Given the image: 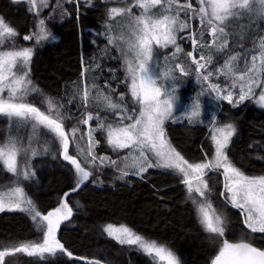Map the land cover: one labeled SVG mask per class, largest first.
I'll use <instances>...</instances> for the list:
<instances>
[{
  "label": "snow or ice",
  "instance_id": "6c2138e0",
  "mask_svg": "<svg viewBox=\"0 0 264 264\" xmlns=\"http://www.w3.org/2000/svg\"><path fill=\"white\" fill-rule=\"evenodd\" d=\"M71 2L79 7L80 0ZM117 2L127 3V0ZM27 3L30 5V11H39L48 6L49 0H27ZM85 3H90V0H85ZM197 4L198 7H194L192 0H132L126 7L109 8L108 20H116V25L106 21L107 44L120 50L127 79L130 80L129 91L139 108H133L132 114H129L123 93L120 94L119 101H115L112 97L114 89L110 86L106 94L94 83L85 84L82 90H77L82 106H102L106 110H112L119 119L114 125L107 123L99 111L95 115L88 111L83 119L67 130L65 120L68 117L63 111L64 104L59 100L44 97L39 101V107L36 103L29 102L28 98L32 93H40L29 77L28 64L33 49H16L14 38L18 33L10 22L0 16V115L6 116L13 128L30 126L33 135L43 128L59 141L64 160L74 166L77 176L71 192L79 190L93 174L88 170V166L96 169L103 166L117 168L119 163L130 161L131 174L137 176H142L154 167L170 169L183 177L182 183L187 188L189 198L196 205L199 222L204 230L222 238L225 235V220L222 213L213 207L212 188L206 179L209 173L222 172L224 191L220 195L227 203L240 210L246 229L252 233L264 234V176L246 175L230 160L227 153L231 138L236 132L235 125L224 123L218 127L214 126L211 135L215 145L214 154L210 159L206 158L197 163H190L185 159L171 145L164 131V122L175 118L174 112L180 99L175 84L169 86L165 82L176 81V70L183 76L190 75L192 71L191 67L186 70L180 63H174L172 66L168 63L169 60L175 61L183 52L177 40L183 39L178 37V34L185 30H188L187 36L193 47L186 56L191 58L192 64L195 65L197 79L207 85L205 91L215 93L217 100H227L235 106L254 96V89L260 88L257 102L264 105V36L254 40L251 48L227 55L222 64L210 68L215 56L231 51L230 43H239L243 48V41L255 30L256 22H264V0H197ZM57 6L63 8L61 0H57ZM133 8L139 9V14L134 13ZM63 14L69 13L64 9ZM117 17H120V20H117ZM193 20L199 21L202 30L198 31L192 27ZM244 20L249 23H239ZM232 21L238 22L236 27L241 31H230L234 29ZM205 30L211 36V40L206 42ZM114 31L117 34L113 35ZM51 36V32L45 27V20L40 19L37 31L25 35L23 39L31 40L35 37L39 42ZM6 40L13 41L10 50H4ZM169 45L174 46L171 57H165L162 70L154 71V46L166 48ZM204 49L208 50L207 54ZM197 50H200L198 59L193 54ZM213 76L223 77L226 81L225 87L211 83L210 78ZM237 86L239 95L234 101L232 89ZM201 95L203 92L192 99L183 113L189 123L201 115ZM71 102L70 100L69 103ZM42 108L44 110H41ZM93 120L96 121L95 128L90 124ZM81 124L88 125L86 134L81 132ZM96 132L107 133L106 143L112 152L117 154V159L96 154V146L100 143L95 138ZM33 135H29L27 147L18 135L10 134L0 142V161L4 167L25 179L34 173L27 168L22 172L18 170V156L28 151L33 155L37 154L36 150L31 148ZM70 143L76 144L77 155L69 154ZM124 149L128 150L126 155L120 156V151ZM205 155L207 157V154ZM77 156L82 157L83 164ZM117 170L120 172V178L129 175L127 164L125 168ZM69 194L66 192L64 196L68 197ZM5 208L27 212L37 232L42 235L37 240L0 241V264H7L6 257L16 254L44 258L46 254L55 256L60 252L73 258V253L57 238L61 222L72 215V208L66 199H63L58 207L43 214L37 210L33 201L25 196L22 187H8L7 191L0 190V211ZM104 231L121 245L135 246L137 251L151 257L153 264H180L177 255L167 245L136 233L126 225L117 227L108 224ZM76 259L86 260L87 264H102L100 260H88L86 257ZM211 264H264V249L243 239L237 242L223 239Z\"/></svg>",
  "mask_w": 264,
  "mask_h": 264
},
{
  "label": "trees",
  "instance_id": "16d2710c",
  "mask_svg": "<svg viewBox=\"0 0 264 264\" xmlns=\"http://www.w3.org/2000/svg\"><path fill=\"white\" fill-rule=\"evenodd\" d=\"M5 1L0 0L2 9L16 25L18 33L14 38L15 48L33 49L29 75L33 84L40 90L41 98L29 102L36 103L39 107V101L44 97L59 100L64 104L63 111L68 117L65 120L66 130L75 126L88 111H92L93 115L99 111L101 117L106 118L107 123H115L119 119L112 110H106L102 106L98 108H94L91 104L82 106L77 90L78 88L82 90L85 84L94 83L106 94L110 86L114 89L112 97L115 101H119L120 94L123 93L129 114H132L133 108H138L129 91L130 83L121 52L114 45L107 44L106 21L110 23L108 9L126 7L129 0L127 3H120L117 0H92L96 4L93 8L97 7L96 9L85 7V0H80L79 7L71 0H61L63 8H56L57 0H49L48 6L41 11V19L45 20V27L52 36L39 42L35 37L31 40L23 39L25 35L37 31V18L34 12L26 8L23 10L21 7L7 6ZM192 3L194 7H198L197 0H192ZM64 9L69 14H63ZM52 13L56 14L54 18L48 16ZM191 23L194 29L202 30L198 20H193ZM187 32L188 30H185L178 34V37H183L177 40L183 52L175 61L169 60L168 63L170 66L180 63L186 70L191 67V74L187 76L181 75L179 70H176L177 79L172 82L175 85L185 84L187 87H195L199 93L203 91L202 86L205 83L194 76L195 65L192 64L191 58L186 56L187 52L193 50ZM261 35H264V25L255 27V30L243 41V48L239 43L235 45L230 43L231 51L215 56L210 68L222 64L227 55L251 48L253 41L258 40ZM210 37L205 30L204 42ZM12 45L13 41L6 40L4 48L11 49ZM203 51L205 54L208 53L207 49ZM171 54L167 56L171 57ZM193 54L198 59L200 50ZM221 78L213 76L210 80L223 83ZM94 94L95 89H93ZM224 116L236 128L227 150L230 159L247 174L264 175V159H262L264 158V106L257 103L256 94L235 106L222 100L218 119L221 120ZM208 123L206 120L195 123L192 127L188 126V123H169L168 137L179 148H182L184 140L190 139L196 156L203 158L205 153L211 152V147L207 145ZM90 124L95 128L96 121H90ZM7 127V120L0 115V136L5 133ZM79 127L81 132L87 133L88 125L81 124ZM189 128L195 132L194 135L184 134ZM94 135L100 140L96 146L97 154L102 149L104 135L101 132H96ZM55 150L54 175L51 178V173L47 175L43 181L44 185L40 188L31 181L36 194L31 189H26L37 210L43 214L58 207L63 199L67 200L69 207L72 208V215L61 222L57 238L73 253V258L60 252L55 256L46 254L44 258L16 254L6 257L7 264H87L86 260L76 257L100 260L102 264H153L151 257L137 251L135 246L121 245L104 231L107 224L121 223L129 226L136 233L167 245L177 255L180 264H211L223 239H228L230 242L243 239L264 249V234L252 233L246 229L239 210L226 204L219 195L213 207L224 217L225 235L221 238L206 232L199 222L195 204L189 198L184 184L178 174L171 170L155 167L148 169L142 176L129 172V175L120 178L117 169L124 168L121 163L117 168L103 166L96 169L88 166V170L93 174L79 190L71 192L77 180L75 168L69 161L64 160L60 145L56 146ZM69 154L77 155L75 143H70ZM77 158L83 164L82 157L77 156ZM216 177L217 192H219V175L217 174ZM11 183H13V175L0 161V185ZM66 192L70 193L68 197L64 196ZM41 235L27 212L15 209L0 211V241L37 240Z\"/></svg>",
  "mask_w": 264,
  "mask_h": 264
},
{
  "label": "rangeland",
  "instance_id": "374dc122",
  "mask_svg": "<svg viewBox=\"0 0 264 264\" xmlns=\"http://www.w3.org/2000/svg\"><path fill=\"white\" fill-rule=\"evenodd\" d=\"M5 3L7 4V6H12V7H17V8L21 7L23 10H25V8L26 9L30 8V5L27 3V0H6ZM131 3H132V0H129L128 4H131ZM95 5L96 4L92 0H90V3H85V7H88V8H93ZM57 7H59V6H56V8ZM96 8H93V9H96ZM43 9H39V11H33L35 14V17L37 18V25H38V21L42 18L41 11ZM133 12L136 14H139L140 10L137 8H133ZM0 16H3L6 22H10L11 26H13L14 28L16 27V25H14L13 22L10 20V17L8 16L7 12L2 9L1 4H0ZM48 16L50 18H54V16H56V14L52 13V14H48ZM117 20H120V17H117ZM110 23L115 26L116 20L110 21ZM231 23L234 25V29H230V31H232V30H235L237 32L241 31V29L239 27H236L238 22L232 21ZM239 23L247 24V23H249V21L244 20V21L239 22ZM261 25H264V22H261L258 20L256 22L255 27H258ZM115 34H117V33L114 31L113 35H115ZM261 36H264V35H261ZM209 40H211V37L208 39V41ZM177 43L179 44L178 41H177ZM4 50H10V49L4 48ZM173 51H174V46H172V45H169L166 48L154 46L153 70L154 71L157 69L162 70L163 66L165 64V57H168L167 55L171 54ZM28 68L31 71L30 63L28 64ZM194 76H196L195 72H194ZM29 77H30V75H29ZM214 77H217V76H214ZM221 80H223L224 82L220 83L219 81H215V80H210V82L219 84L221 86V88H224L226 81L223 79V77L221 78ZM129 83H130V80H129ZM165 83L169 86H171L173 84L172 81H166ZM175 87H176V93L180 99L176 105V110L174 112L175 118L165 120V122H164L163 127H164L166 137H167L168 141H170L171 145L174 148H176V150L179 151L181 153V155H183L184 158L187 159L190 163L201 162V161L205 160L206 158L210 159L212 157V155L214 154V151H215V145L211 139L213 127L214 126H217V127L221 126L224 123H232L231 121L227 120V118L225 116H224V118H221V120L218 119V112H219L220 107H221L222 99L217 100L215 98V96H216L215 93H210L208 91H205V89L207 87L206 84H203V86H202L203 91H199V93L197 92V89L195 87H191V86L187 87L185 84L175 85ZM232 91L234 92L233 100L235 101L236 99H238L239 87L237 86L236 88L232 89ZM255 91H256L255 94H256V100H257V97L259 96L261 89L255 88L254 92ZM202 92H203V95L200 96L201 115L198 118H196V120L194 122L189 123L188 120L184 117L183 113L185 112V110L190 105L192 99L194 97H196L197 94H200ZM5 95H6V93H5ZM36 98H38V99L41 98L39 93H32L28 99H29V101H31V100H36ZM225 101H227V100H225ZM259 105H261V104H259ZM261 106H264V105H261ZM138 108H139V105H138ZM3 117L7 120L8 127L6 128L5 133L0 136V142H3L10 134L18 135L19 137H21L23 139V143H24L25 147H27L29 135H33L31 132L30 126L26 125V126L20 127L19 129L13 128L10 126L8 118L6 116H3ZM206 120L209 122L208 123V130L209 131H208L207 145L211 147V152H210V154H207V157L205 155L206 153L205 154L203 153L204 154L203 158H198V156H196V153L193 150V146L191 145L190 139L184 140L182 148H179L168 137L169 131H170L168 128L169 123H171V124L188 123V126L192 127L195 123L206 122ZM125 123H128V121ZM113 124L115 125V123H113ZM190 129L191 128H189V130H185L184 134L185 135L187 134V136L194 135L195 132H192L193 130L192 129L190 130ZM87 130H88V127H87ZM103 135H104V138L102 137V149L99 151V153H97V155H106V156H110L112 159H117V154L113 153L110 146L106 143L107 133L103 132ZM97 140H99V139H97ZM59 145H60L59 141L57 139H55L51 133H49L46 129L41 128L39 130L38 134L33 135L32 143H31V148L35 149L37 154L33 155L31 151H28L27 153H21L18 156V170L20 172H22L23 170H25V168H27L30 172H33L34 175L30 176V178H28V179H25L22 175L18 176L17 174L12 173L13 183H11L9 185H5V186L0 185V190L7 191L8 187L20 186L24 189L25 196L27 198L31 199V195L29 194L28 189H31L33 192L34 191V189H33L34 185H36V186L39 185V188H40V186L44 185L43 181L45 180L47 175H49L51 173L50 178L54 175L53 172H55V170H56V165L54 163V160L56 158V150L55 149H56V146H59ZM203 149L204 148H202V151H203ZM227 150H229V149H227ZM127 151H128L127 149L121 150L119 155L124 156V155H126ZM230 160H232V159H230ZM232 162L235 164V162L233 160H232ZM1 163L3 164L2 161H1ZM126 164H127V170H129V172L131 173L130 161L121 163V165L124 168L126 167ZM162 169H164V168H162ZM168 170H170V169H168ZM217 174L219 175V180H220L219 192H217V188H218V186H217L218 178L216 177ZM245 174L248 176H264L263 174H247V173H245ZM178 176L180 177V179L182 181L183 177L181 175H178ZM52 179H54V178H52ZM206 179L208 180L209 187L212 188V195H211L212 203H214L216 201V197L219 195V197L222 199V201H224L226 204L232 206L231 204L227 203V201L225 200V198L223 196L220 195V193L224 191V188H223L224 177H223L222 172L209 173L208 176L206 177ZM31 181H33L34 185L31 183ZM184 187H185V185H184ZM26 188H28V189H26ZM40 190L42 191V189H40ZM40 190H39V192H40ZM185 190L188 194L186 187H185ZM34 193H35V191H34ZM193 195H197V194L193 193ZM191 201H192V199H191ZM195 207H196V205H195ZM5 209H8V208H5ZM15 210H19V209H15ZM239 212H240V210H239ZM240 214H241V212H240ZM241 217H242V215H241ZM242 220H243V217H242ZM112 225L119 227L120 225H125V224L121 223V224H112ZM127 227H129V226H127Z\"/></svg>",
  "mask_w": 264,
  "mask_h": 264
},
{
  "label": "water",
  "instance_id": "95a60500",
  "mask_svg": "<svg viewBox=\"0 0 264 264\" xmlns=\"http://www.w3.org/2000/svg\"><path fill=\"white\" fill-rule=\"evenodd\" d=\"M61 153H62V151H61Z\"/></svg>",
  "mask_w": 264,
  "mask_h": 264
}]
</instances>
